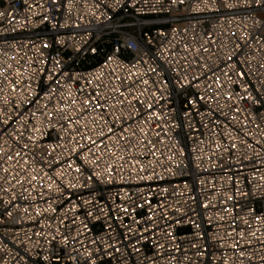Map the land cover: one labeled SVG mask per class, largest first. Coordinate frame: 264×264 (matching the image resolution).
Here are the masks:
<instances>
[{"label":"built area","instance_id":"2783aa9c","mask_svg":"<svg viewBox=\"0 0 264 264\" xmlns=\"http://www.w3.org/2000/svg\"><path fill=\"white\" fill-rule=\"evenodd\" d=\"M34 2L51 9L45 12L44 9L37 8L42 15H48L51 18L50 22L38 24L39 17L33 16L30 22L21 25V21L31 15L24 10L21 0H0V11L6 13L12 11L14 17L0 18V30H3L0 32V49L15 55L10 45L17 44L18 47H22L20 55L27 53L34 62L32 67L43 68L45 73L55 68V61L60 60L64 65L63 71L87 78L95 71L101 70V65L105 64L108 57L116 56L124 64H131L137 60L140 50L147 53L145 59L148 63L159 69L166 65L167 61L156 57L171 41L173 46L170 51L178 52L179 55L175 57L170 53L165 55L174 63L168 66V71L164 72L162 77L149 73L152 79L169 81V84L162 89L167 103L161 100L159 105H155L154 102V107L159 108L164 114V119L158 122L160 127L151 129V131L160 132L159 139H162L163 143L157 144L160 152L158 158L147 154L142 158L145 165L150 159H154V171L162 175L164 179L154 178L143 181L137 180L135 175L129 179V172L124 170L123 183L98 184L94 181L88 188H65V192L70 193V199L68 196L61 198L60 194L53 191L48 193L45 199L37 198L36 200L31 198L36 195L35 191L31 193L24 191V188L30 187L25 181L23 186L16 185L13 188L17 196L13 204H19V208L4 204L3 201L11 197L8 193L0 191V220L3 221L0 223V257L6 259L7 264H45L41 257L49 255L50 257L59 256V264H74L68 259L69 256H78V253L86 255L87 250L100 248L101 252L98 255L103 256V260L98 264H120L125 257H127V264H148L146 257L157 259L158 264H166L164 257H156V252H162L165 256L171 254L166 249L173 244V241L165 235V232L172 231L176 237L175 245L187 251L188 261L185 264H190L192 261H196V264L201 262L210 264L208 254L219 259L222 253L233 258L229 264H238L237 250L230 247L233 242H238V250L252 255L251 264H264L259 259L264 255V236L261 235L264 233V223L257 225L254 219L256 215H264V181L258 178L264 175V163H261L264 161V148L239 131L241 127H244L247 113H234L231 109L237 107L236 93L242 95L243 92L235 84L229 87L228 78L224 74L227 72L233 79L238 80L235 72L244 71L245 77L241 83L251 85L249 91L258 99L264 95V86H262L264 85V69L260 67V64L264 63V3L256 5L245 4L244 0H227V3L234 5L232 8H227L222 4V0H215V3L209 0L210 7L205 6L202 0H185L183 5H172L170 0H160L159 3L157 0H149V3L145 4L142 0L137 8L143 11H137L132 7L130 0H121L120 5H117L114 0H104L100 8L94 7V3H100V0H71V4L69 0H61L58 7L53 6L51 0H29V3ZM13 5L15 8H12ZM197 5L204 10H197ZM153 8L162 10L152 11ZM90 11L96 12L97 16L91 15ZM9 19L11 23L8 22ZM13 28L16 31H11ZM173 29H187V31L174 32ZM161 31L168 35L161 36ZM145 34L152 40L151 44L143 39ZM43 42H48L52 46L43 49L40 47ZM130 43H135L136 47H129ZM184 44H188L190 49L201 48L199 55L203 56L204 63L210 66L215 65L216 76L221 77L223 87L216 88L214 82L204 80V76L200 75L199 63L195 65L191 63L194 58H197V54L194 51L186 54ZM237 45L240 47L237 48ZM203 47H207L209 51L203 52ZM117 48L121 50L119 53L115 51ZM229 54L232 56L231 60L227 59ZM185 55L187 65L182 58ZM0 59L5 57L0 56ZM40 60H46L48 64L40 65ZM21 64H25V60H21ZM228 65H235V67H228ZM183 66H187L189 78L193 75L200 76L199 81L193 82L200 83L199 88L189 85L185 89H178L172 84V80L177 78L172 69ZM139 67L141 71L147 69L144 63H141ZM112 68H115L118 74H124L123 68L117 67L116 61L108 63L104 70L110 71ZM55 70L61 71L59 68ZM208 74L210 73L205 75ZM39 78L43 80V77ZM108 79L109 77L106 76L105 80ZM212 81H215V76L212 77ZM208 83L212 84L211 88H207ZM256 89L260 90L259 93ZM228 91L233 93L232 101L226 99L225 94ZM201 95L205 97L204 100L198 99ZM208 97H212V100ZM143 98L147 102L150 97L146 93ZM189 98L197 100L195 109L188 103ZM238 106L242 110L249 109L253 115L257 112L264 115V103L254 106L251 101L242 100ZM198 112L202 115H198ZM221 112L227 113V117L221 115ZM232 115L237 117V121L230 119ZM260 115H257L256 121L249 122L246 126V130L255 132L257 138L264 130V125L261 129L255 128V124L260 122ZM216 120L221 123L214 124ZM155 123L157 122L154 120L153 124ZM173 123L179 127L173 129L171 127ZM224 124L236 130L234 134H238V140L247 139L249 143H252L261 155L254 156L253 150L243 145H239L238 149L230 152H224V148H230L232 143L222 135ZM165 125L168 126L167 132L163 130ZM40 127L43 128V125ZM213 129L217 135H213ZM67 139L65 136V143ZM151 139L155 142L158 138L152 136ZM217 139L222 144L220 149L214 147ZM176 140L179 143H175ZM57 142V131L54 129L47 130L44 139L40 141L43 144ZM61 152L62 149L57 148L53 153V155L61 156V163L64 164L63 180L58 179L56 182L62 188L64 181L77 185L84 183L83 175L77 178V174L67 168L68 157L66 154L61 155ZM245 153L253 157L255 165L252 161L244 159ZM167 156H172L173 159L168 161ZM209 156L212 157L211 161L208 159ZM37 158H39L38 153ZM71 158L75 159V156ZM48 159L51 161V157ZM212 161H216L215 166L212 165ZM77 163L79 164L80 161ZM168 167H171L176 175H170L165 171ZM147 171H153V169ZM147 171L144 174H147ZM120 179V176L114 177V181ZM236 181H239L240 191L249 193L247 197L236 196ZM12 183L15 184V181ZM8 186L4 185V187ZM165 188L167 192L163 191ZM44 191L47 192V189ZM228 195L234 196L235 199L227 200ZM23 196H28V199H23ZM53 197L52 206L56 208V211L44 212L43 215L37 216L35 207L44 209L47 207L45 200H52ZM213 197L215 199H212ZM83 200H92V203L84 205ZM210 200L209 207L203 208V203ZM145 201H150V204ZM137 204H144V207H136ZM73 205H79V207L74 209ZM119 205L127 207L129 212H122ZM159 205L168 209V219H161ZM25 207L28 208L27 213L23 211ZM226 207H232L233 212L226 213L224 211ZM132 208H136L135 212L131 211ZM175 208H182L184 211L175 213L173 211ZM251 209H255V212ZM9 210L12 212L11 217L4 215ZM88 212L93 215L88 216ZM218 214L225 216V220H219ZM150 215H154V220L148 219ZM133 216L135 220L132 219ZM209 216L211 219H208ZM241 216L247 218L250 225L242 224ZM172 217L194 220L200 224V228L197 229L190 223L168 228V225H174ZM84 225H87V228ZM129 227L133 231L129 232ZM143 227H149V232L143 235L151 234L152 239L147 242L141 241L137 245L141 251L136 253L130 246L139 239L135 233ZM56 228L60 229L59 233H55L57 239L51 244L47 243L50 237L45 234L53 233ZM257 228L259 231L256 237L250 236L249 232ZM241 229L245 232L244 239H240L237 235ZM37 232L41 235L36 236ZM198 233L203 234L202 238ZM64 235H67L69 240L67 245L62 242ZM125 235L129 239L125 240ZM248 240L251 244L246 243ZM92 241H95V244ZM193 242L200 248L207 249L205 257L195 255L200 248H192ZM159 243L164 244L165 248L157 249L155 245ZM107 244H117L126 250L123 254L115 253L109 258L104 252ZM113 251L114 248H107V252ZM94 254L97 253L94 252ZM176 255L179 259L183 258V253H176ZM78 260L79 264H86L84 260L79 259V256ZM47 264H57V262L55 259H50ZM245 264H248L247 258H245Z\"/></svg>","mask_w":264,"mask_h":264},{"label":"snow or ice","instance_id":"6c2138e0","mask_svg":"<svg viewBox=\"0 0 264 264\" xmlns=\"http://www.w3.org/2000/svg\"><path fill=\"white\" fill-rule=\"evenodd\" d=\"M103 2L104 0H100V3H94V7L100 8ZM114 2L117 5L121 4V0H114ZM130 2L132 7L136 8L137 11H143V9L137 8V5L142 0H130ZM157 2L159 3L160 0H157ZM21 3L24 6V10L31 13L26 20L21 21V25L30 22L33 16L39 17L38 24L51 21L48 15H42L41 12L37 11V8H41L47 12L51 10L50 8H44V5L38 2L29 3V0H21ZM51 3L53 6L58 7L61 4V0H51ZM143 3H149V0H143ZM170 3L172 5H183L185 0H170ZM202 3L205 6H209V0H202ZM213 3H215V0H213ZM244 3L260 5L264 3V0H244ZM69 4H71V0H69ZM222 4L227 8L234 7V5L227 3V0H222ZM12 8H15V5ZM151 10L159 11L162 9L153 8ZM197 10L203 11L204 9L197 5ZM90 14L97 16V13L94 11H90ZM8 17H13L12 11L7 13L0 11V18L7 19ZM106 18L111 19V17ZM8 22L11 23V19ZM256 23H259V21H256ZM53 27H55V24H53ZM2 31L0 30V32ZM11 31L14 32L16 29L13 28ZM172 31L186 32L187 29H173ZM160 35L167 36L168 33L161 31ZM244 35H247V33H244ZM143 39L148 44L152 43V40L146 34ZM58 42L63 43V41ZM51 46L50 43L43 42L40 47L47 49ZM128 46L136 47V44L130 43ZM172 46L171 41H169L168 45L164 46L159 56L156 57L167 61V64L161 66L159 69L149 64L148 60L145 59L147 53L140 50L138 51L137 60L131 64H124L116 56L108 57L105 64L101 65V70L95 71L87 78L79 74L63 71L64 65L61 64L60 60H56L55 68H52L47 73L44 72L43 68L32 67L34 62L31 57L27 53L20 55L22 47H18L15 43L10 45L16 53L15 55L0 49V56L5 57V59H0V173H2L0 175V191L8 193L11 197L8 200H4L3 203L19 208V204H13V201L17 199L13 188L16 185L23 186L25 181L30 187L24 188V191L29 193L35 191L36 195H33L31 198L32 200H36L37 198L45 199L46 195L53 191L60 194L61 198L68 196L70 199V193H66L65 188H88L92 186L94 181L98 184L123 183L124 170L129 172V179H131L132 175H135L137 180L143 181L153 180L154 178L164 179L162 175L154 171V159H150L148 164L145 165L142 158L146 154L153 158H158L160 155L157 144L163 143V140L159 139L161 134L160 132L151 131V129L153 127H160L158 122L164 119V114L158 107H154V102L155 105H159L161 100H165L167 103L162 89L169 84V81L165 79H152L149 77V73H154L157 77H162L164 72L168 71V66L172 65L174 61L168 59L165 53H170L173 57L179 55L178 52L170 51ZM183 47L186 54L190 51H194L197 54V58H194L191 63L193 65L199 63L200 75L204 76V80L214 82L216 88L223 87L221 77L216 76L215 65L210 66L208 63H204L203 56L199 55L201 48L190 49L188 44H184ZM236 47L239 48L240 46L237 45ZM92 51H95V49H92ZM115 51L119 53L121 50L117 48ZM208 51L209 49L207 47H203V52L207 53ZM182 58L185 59L187 65V56L185 55ZM227 59H232L231 54L227 56ZM21 60H25V64L22 65ZM111 61H116L117 67L123 68V75L118 74L115 68H112L110 71L104 70ZM141 63L147 65L145 71L140 70L139 65ZM39 64L46 65L48 61L40 60ZM30 67L31 71H29ZM228 67H235V65H228ZM260 67L264 69V63H261ZM56 68L61 69V71L57 72L55 70ZM172 71L176 73L177 77L172 80L175 88L185 89L189 85L196 88L200 87V83H193L194 81H199L200 76L193 75L189 78L187 66L174 68ZM206 73L210 74L205 75ZM224 74L228 78L229 87L235 84L243 92L242 95L236 93L237 99L235 103L237 107L231 109L234 113H247V117L244 120V127H241L239 131L243 132L246 137H251L255 141V144L264 148V130L259 133V138H257L255 132L246 130L247 124L256 121L257 115L260 114L257 112L256 115H253L249 109L242 110L238 106L242 100L251 101L254 106L262 105L264 103V95H261L258 99L256 95H253L249 91L251 85L241 83L245 77L244 71L237 70L235 72V76L239 78L238 80L233 79L227 72ZM106 76L109 77L107 81L105 80ZM213 76H215V81H212ZM39 77H43V80ZM74 87L75 91H73ZM211 87L212 84L208 83L207 88ZM212 90L215 91V89ZM256 91L259 93L260 90L256 89ZM146 93L150 97L147 102L143 98ZM225 95L227 100H233V93L231 91L226 92ZM198 99L204 100L205 97L201 95ZM208 99L212 100V97H208ZM188 103L195 109L197 100L189 98ZM169 111H174V109H169ZM197 114L202 115L199 112ZM220 114L227 117V113L225 112H221ZM41 117H43V120H41ZM230 119L237 121L235 115H232ZM154 120L157 123L153 124ZM213 123L220 124L221 121L216 120ZM40 125H43V128ZM262 125H264V115H260V122L255 124V128L261 129ZM167 127L165 125L163 129L165 132H167ZM171 127L175 129L179 125L173 123ZM223 127L224 132L222 135L227 137L229 141H232L230 148H224V152H230L238 149L239 145H243L247 149H252L254 156L258 157L261 155L260 151H257L247 139L238 140V134H234L236 130L229 128L227 124H224ZM50 129L57 131L58 142L56 144L40 143L44 139L45 132ZM213 135H217L214 129ZM65 136L68 138L67 143L64 141ZM152 136L158 139L154 142L151 139ZM175 143H179V141L176 140ZM68 145H71V147H68ZM214 147L216 149L222 147L219 139L215 141ZM57 148L62 149L61 155H67V168L72 169L77 174V178L80 175L85 177L84 183L77 185L64 181V187L62 188L56 182L58 179L63 180L64 176V164L61 163V156L53 155ZM37 153L39 158H37ZM181 154H183L182 150ZM73 156H75V159L71 158ZM49 157H51V161H49ZM197 158L199 159L200 157ZM166 159L171 161L173 157L167 156ZM208 159L211 161L212 157L209 156ZM244 159L252 161L253 165L256 163L253 157L248 156L247 153H245ZM77 161H80V163L78 164ZM261 163H264V161H261ZM215 164L216 161H212V165L215 166ZM177 167L179 166L177 165ZM148 169H153V171H147ZM146 171L147 174H144ZM165 171L170 175H176L171 167L166 168ZM116 176H120L121 179L114 181V177ZM258 178L264 181V175H260ZM13 181H15V184L12 183ZM200 183L204 182L200 181ZM4 185L9 186L4 187ZM37 185H39V189H37ZM238 185L239 181H236V196L247 197L249 193L240 191ZM44 189H47V192ZM163 191L167 192L168 190L165 188ZM23 199L27 200L28 196H23ZM212 199H215V197ZM234 199L235 197L232 195L227 196V200ZM53 200L54 197L52 200H45L47 207L44 209L36 206L35 212L37 216L43 215L44 212H55L56 208L52 206ZM82 203L87 205L92 203V200H83ZM145 203L150 204V201H145ZM210 203L211 200L203 203L202 207L207 209ZM223 203L226 204L227 201H223ZM77 207L79 205H73L74 209ZM118 207H120L122 212H129V209L123 205H119ZM136 207L143 208L144 204H137ZM158 207L161 209V219H168V209L164 208L163 205H159ZM135 210L136 208L131 209L132 212H135ZM23 211L27 213L28 208H23ZM101 211H104V209H101ZM173 211L175 213H182L184 210L182 208H175ZM224 211L230 214L233 212V208L226 207ZM251 211L255 212V209H251ZM4 215L11 217L12 212L9 210ZM87 215L91 216L93 214L88 212ZM218 218L221 221L225 220V216L219 214ZM116 219H121V217H116ZM132 219L135 220V217L133 216ZM148 219L154 220V215H150ZM172 219L174 220V225L170 224L168 228L184 223H190L197 229L200 228V224L194 220H182L175 217H172ZM208 219H211V217L209 216ZM240 219L242 224L250 225V221L247 218L241 216ZM254 219L257 225L264 223V215H256ZM0 223H3V221L0 220ZM137 223H140V221H137ZM84 227L87 228V225H84ZM128 231L131 232L133 229L129 227ZM257 231H259V228L250 231L249 235L256 237ZM59 232L60 229L56 228L53 233L45 234L50 237L47 243L51 244L52 241L56 240L57 236L55 233ZM145 232H149V227H143L135 233L139 236V239L130 246L132 251L136 253L140 252L141 249L137 245L141 241L147 242L152 239L151 234L144 236L143 233ZM35 235L40 236L41 233L37 232ZM165 235L173 241V244H170L168 249H166L171 254L165 256L164 253L157 251L156 257H164L166 264H185L188 261L186 249L175 245L176 237L172 231H166ZM198 235L201 238L203 236L202 233H198ZM237 235L240 239H244L245 232L241 229ZM261 235L264 236V233H261ZM127 239L129 237L125 235V240ZM62 242L65 245L69 243L67 235L63 236ZM92 243L95 244V241H92ZM246 243L251 244V241L248 240ZM155 247L157 249H163L165 245L159 243ZM191 247L200 248L195 242L191 244ZM230 247L233 250H237L236 257L238 258V264H245V258H247L248 264H251L253 259L252 255L238 250V242L231 243ZM107 248H114V251L107 252ZM125 250L117 244H107L104 252L111 258L115 253L123 254ZM73 251L77 250L73 249ZM94 252L97 254H94ZM100 252L101 249L96 248L95 250H87L86 255L78 253V256L86 264H98L99 261L103 260V256L98 255ZM176 253H183V258L179 259ZM206 253V248H200L195 255L205 257ZM78 256H69L68 259L73 261L74 264H79ZM41 259L45 264L50 259H55L57 264H59L60 257L43 255ZM146 259L148 260V264H158V260L155 258L146 257ZM208 259L210 264H229V261L233 258L228 257L226 253H222L219 259L212 254H208ZM259 259L264 262V255L260 256ZM0 264H7V260L0 257ZM120 264H127V257ZM190 264H196V261H192Z\"/></svg>","mask_w":264,"mask_h":264}]
</instances>
